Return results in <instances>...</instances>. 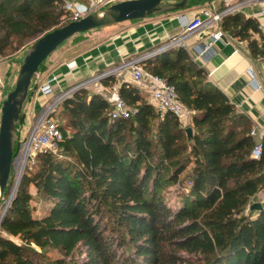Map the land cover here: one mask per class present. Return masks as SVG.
Wrapping results in <instances>:
<instances>
[{
  "label": "trees",
  "instance_id": "obj_1",
  "mask_svg": "<svg viewBox=\"0 0 264 264\" xmlns=\"http://www.w3.org/2000/svg\"><path fill=\"white\" fill-rule=\"evenodd\" d=\"M67 15L58 0H0V59L72 21ZM219 29L264 59L256 18L233 12ZM142 63L193 110L190 124L129 82L118 87L134 111L125 118L111 119L101 94L74 91L60 105L57 149L37 153L1 220L0 264H264V205L246 211L264 186V134L254 158L246 116L184 47ZM31 185L51 204L43 217L33 215ZM164 185L184 189L176 209L161 197ZM8 193L7 184L1 200Z\"/></svg>",
  "mask_w": 264,
  "mask_h": 264
},
{
  "label": "crops",
  "instance_id": "obj_2",
  "mask_svg": "<svg viewBox=\"0 0 264 264\" xmlns=\"http://www.w3.org/2000/svg\"><path fill=\"white\" fill-rule=\"evenodd\" d=\"M243 1L245 0H206L210 10L192 5L178 11L159 12L142 19L107 25L87 34L88 39L76 44L77 47L85 45L83 48L55 63V58L52 59L50 66L39 72V79L29 93L31 109L25 116V124L17 130L21 134L28 132L40 109L47 102L48 98L37 90L39 83L46 78L56 77L53 82L55 93L68 90L109 71L111 72L108 75L99 81L93 80L85 88L96 89L95 93H98V89L108 92L112 88L118 89L122 82H129L140 88L139 84L132 80L130 68L120 66L152 54L186 34L182 41L191 58L206 69L208 80L222 90L236 109L246 116L251 130L256 129L255 141H261L264 134V59L250 53L247 40L228 34L213 40L212 35L219 30L220 22L187 33L180 19L182 15L189 19L195 16L205 18L202 14L204 10L220 12ZM261 9L258 3L246 2L233 12L239 11L247 17L255 18L254 15ZM256 20L263 21L264 18L259 16ZM95 35L103 36L94 38ZM254 37L259 38V35L255 34ZM87 42L91 43L86 44ZM107 79H112V82L104 85L103 82ZM146 98L152 103L150 96L146 95Z\"/></svg>",
  "mask_w": 264,
  "mask_h": 264
},
{
  "label": "built area",
  "instance_id": "obj_3",
  "mask_svg": "<svg viewBox=\"0 0 264 264\" xmlns=\"http://www.w3.org/2000/svg\"><path fill=\"white\" fill-rule=\"evenodd\" d=\"M62 2L64 10L70 15V20H79L87 14L97 11L100 8L106 7L111 0H58ZM246 2L258 3L261 5L262 9L256 13L254 16L258 19L259 16L264 18V0H245L240 2L234 7H228L220 12H210L204 10L202 14L205 18L201 16H195L192 19L187 18L182 15L180 17L181 22L187 33L195 32L203 27L212 26L214 23L221 21L222 17L233 13V11ZM258 29L264 35V20H257ZM224 33L219 29L212 35L213 40H217L223 37ZM186 34L179 39H175L166 46H163L158 51L174 48V47H184L183 38ZM146 56L128 61L123 63L120 67H129L131 71L132 80L139 84L140 89L144 91L150 99L154 106L161 112H171L174 114L184 125H187L192 118L193 110L186 107L178 98L175 88L170 85L162 77L148 72L144 69L141 61ZM111 71L97 76L92 80L82 82L68 90L55 93L53 88V82L56 80L55 76L46 78L44 81L39 83L37 90L42 96L47 97V102L42 106L38 115L36 116L34 122L30 126L28 132L21 134L19 130L16 129V136L19 133V144L18 151L15 155L17 163L20 165L21 172L27 167L32 166L35 163V157L38 152L45 150L55 151L57 149V144L63 138L62 131L59 124L55 121L53 114L56 112L57 108L61 103L72 93L80 88H85L93 80L99 81L102 77L108 75ZM36 77L39 78V72H37ZM37 82V81H36ZM34 82V83H36ZM35 85V84H34ZM98 93L102 94L103 97L111 104V119L125 118L131 113V109L126 105V102L121 98L117 88H112L108 92L99 90ZM134 112V111H132ZM250 134L254 137L256 135V129H252ZM15 136V139H16ZM262 154V144L261 141H255V145L252 149V156L254 158H259ZM261 191H264V186L261 187Z\"/></svg>",
  "mask_w": 264,
  "mask_h": 264
},
{
  "label": "water",
  "instance_id": "obj_4",
  "mask_svg": "<svg viewBox=\"0 0 264 264\" xmlns=\"http://www.w3.org/2000/svg\"><path fill=\"white\" fill-rule=\"evenodd\" d=\"M165 1L167 0H122L106 8L91 12L79 20H72L63 26L47 31L33 42L20 65L15 87L7 94L1 106L0 197L8 184L16 159L14 149L17 123L22 117V107L28 96L32 79L37 74L42 62L63 42L81 32L128 20L142 19L154 13L183 9L190 0H174L166 5L164 4ZM161 51L157 50L148 54L141 63ZM191 131V128H187L189 134ZM262 208L263 205L260 202L251 206L252 210ZM6 211L7 207L0 216V223Z\"/></svg>",
  "mask_w": 264,
  "mask_h": 264
},
{
  "label": "rangeland",
  "instance_id": "obj_5",
  "mask_svg": "<svg viewBox=\"0 0 264 264\" xmlns=\"http://www.w3.org/2000/svg\"><path fill=\"white\" fill-rule=\"evenodd\" d=\"M83 1H86V0H83ZM119 1H122V0H111L110 3L106 7H108L114 3H117ZM173 1L174 0H167V1H165L164 4L166 5V4L173 2ZM194 1H197L196 5H199L203 9L204 8L209 9V10L211 9L210 6L206 4V1H203V0H194ZM106 7H104V8H106ZM100 9H102V8H100ZM211 12H213V11L211 10ZM66 19L70 20L69 14L67 15ZM116 24H118V23H116ZM117 26H119V25H117ZM103 27L104 26L97 27V28H94V29L89 30V31L81 32L80 35L77 34V35L69 38L65 42H63L60 46L57 47V49L54 52H52L44 60L43 63L45 65V67L50 66L49 62H51L52 59L55 58L56 61H53L55 63L59 59L65 57V56H68L69 54L75 52L76 50L83 48V46H85V45H83L82 47H77L76 44L83 43L84 39L89 38L87 36V34H92V32L100 30ZM100 36H103V35H95L94 38H99ZM89 43H91V42H87L86 44H89ZM29 48H30V46L20 48L16 52L11 53L9 56L0 59V118H1L2 102L6 98L7 94L10 91H12L15 87L17 77H18V73H19V69H20V65L23 61L25 54L29 50ZM38 79L39 78L36 77V75L32 79V82H31V85H30V88L28 91V96H27L26 100L24 101L22 111H21V114L24 115V117L28 115V113L31 109V98H30L29 93L31 92V89L35 84L34 82H36ZM88 90L90 92H95L96 89L90 90L88 88ZM53 116H54L55 121L58 124H61L64 122V118H63V115L61 113L60 106L57 108V110L53 114ZM23 124H25V120L22 123H17L16 129L18 127L22 126ZM189 124H190V122L187 125H189ZM188 128H190V127H188ZM20 169H21L20 165L15 160L14 164H13L12 171H11L10 178L8 181L9 182L8 183L9 193L7 196H5V198L3 200H1V197H0V216L2 215L4 209L6 207L8 208V206L10 204V200L12 199L14 193L16 192L17 188L19 187V185L21 183V179H22L23 174L25 173L26 169H24L22 172ZM261 190L262 189L260 188L259 189L260 193L258 191L256 196L251 200V203L248 205L246 211H249L252 204H254L256 202H260L262 205H264V191L262 192ZM30 191L33 195V199L31 202V206L33 208V215L36 217H43V216L47 215L50 211L51 204L42 195L37 193V191L33 185L30 186ZM184 192H185L184 189L180 188L179 186L164 185V187L160 190V195L164 199V201L172 209H176L179 206L180 201L182 200V196H183ZM58 255H59L58 252L52 251L50 256L55 257Z\"/></svg>",
  "mask_w": 264,
  "mask_h": 264
}]
</instances>
